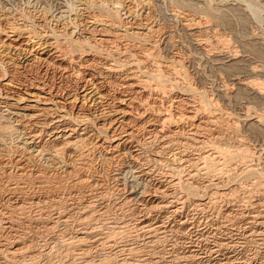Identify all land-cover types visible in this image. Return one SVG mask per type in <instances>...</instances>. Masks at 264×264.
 <instances>
[{
  "label": "rangeland",
  "instance_id": "1",
  "mask_svg": "<svg viewBox=\"0 0 264 264\" xmlns=\"http://www.w3.org/2000/svg\"><path fill=\"white\" fill-rule=\"evenodd\" d=\"M101 1L0 0L23 42L39 24L95 46L70 52L61 36L68 55L18 71L47 85L39 108L52 86L59 105L78 92L76 118L50 99L26 109L25 93L8 109L0 88V264H264V0H151L124 15L142 39L99 25ZM73 131L86 141L68 145Z\"/></svg>",
  "mask_w": 264,
  "mask_h": 264
},
{
  "label": "bare ground",
  "instance_id": "2",
  "mask_svg": "<svg viewBox=\"0 0 264 264\" xmlns=\"http://www.w3.org/2000/svg\"><path fill=\"white\" fill-rule=\"evenodd\" d=\"M100 1V0H99ZM106 1V3L104 4V2ZM129 1V0H128ZM131 1V0H130ZM128 2L129 3V5H131V8L130 7H128V6H126L125 5V1H123V0H103V1H101V6L103 7H101V6H99V7H101V14H100V18L99 19H96L95 21H97L98 22V24L99 25H102V26H105V27H108V28H111V30H112V32H114V33H116V35H118L119 33H117V32H121L122 33V35L124 36V37H133V38H137V39H142V37L144 36H147V35H149V34H145V33H143L144 35L142 36L136 29H138L139 27L138 26H136L135 25V27H132V29H131V27L130 26H127V21H124V18H126V17H128V16H124L125 14H127V11L129 12V14H132V15H135V19H136V17H140L141 16V14L140 13H143V12H140L139 13V10L143 7V6H148V5H150V3H152V2H150L151 0H132L131 2ZM253 4V3H252ZM140 6V7H139ZM255 6V5H254ZM98 7V6H97ZM98 7V8H99ZM127 7V8H126ZM126 8V9H125ZM133 8V9H132ZM143 9V8H142ZM20 10V9H19ZM123 10H124V12H123ZM143 11V10H142ZM24 12V11H23ZM27 12V11H26ZM11 13V12H10ZM148 13V12H147ZM1 14V13H0ZM14 14V13H13ZM27 14V13H26ZM30 14V13H29ZM129 14H127V15H129ZM23 15V14H22ZM143 15V14H142ZM148 15V14H147ZM147 15L144 17V19L145 18H147ZM12 16V15H11ZM27 16V15H26ZM76 16V15H75ZM10 18V17H9ZM13 18V17H12ZM12 18H11V20H12ZM19 18V17H18ZM23 18V17H22ZM33 18V17H32ZM75 18H77V16L76 17H74V19ZM137 18V19H138ZM47 19V18H46ZM34 20V19H33ZM126 20V19H125ZM6 21H8V20H6ZM10 21V20H9ZM26 21V20H25ZM28 21V20H27ZM129 21V20H128ZM147 21V20H146ZM16 22V21H15ZM45 22V21H44ZM137 22V21H136ZM139 22H140V25H141V20H139ZM14 23V22H13ZM47 23V22H46ZM80 23V22H79ZM94 23V22H93ZM132 24L134 23V22H131ZM10 23H8V25H9ZM31 24V23H30ZM33 24V23H32ZM50 24V23H49ZM48 24V25H49ZM129 24V23H128ZM135 24V23H134ZM136 24H138V23H136ZM146 24V23H145ZM10 25H12V23L10 24ZM17 25V24H16ZM22 25V24H21ZM27 25V24H26ZM131 25V24H130ZM144 25V24H143ZM142 25V26H143ZM147 25V24H146ZM145 25V26H146ZM29 26V25H28ZM39 24H37L36 26H33V25H31L30 26V28H31V30H30V28H29V32L32 34V36H36V37H38V39H36L37 40V42L35 43L34 41H32L31 43L29 42H27L26 43V40H29V39H26L25 40V42H23V40H20V38H19V36H15V35H13V34H9V33H13V32H15L16 30H18V29H20V26H15V25H12V26H10V28L13 30V31H4V29L5 28H3V26H2V24L0 25V49H1V52H3V54H2V56L3 57H5V58H1L0 57V88L2 87V89L3 90H6L7 92H10L11 91V95L13 96V98H10L9 97V95H7V93L5 94L4 93V96H3V99H5V100H3V101H5V102H3V103H5V107L6 108H13V107H16L17 106V104L19 103V102H21V100H22V98H24L23 97V94L25 93V95L27 94V95H29V96H31V97H33V102L35 103V104H32V105H27V107H26V105H25V107L24 108H29V110H31V108H34V107H37V108H39L38 106H37V104H38V102L40 101H44V99H43V97H41L40 96V93H44L43 91H46L47 90V88H46V84H43L42 82H26L27 84H24V83H21L22 82V79H23V77L24 78H27V77H25V76H23V77H21L20 79H19V74H18V71H19V69H25V71L27 70L28 72L29 71H31L32 69H34L36 66L38 67L39 65H40V63H42V64H50L51 66H52V64H55V62H56V60L57 59H55L54 60V58L56 57V55H55V53L56 52H63L64 54L66 53L67 54V52H64L63 50H62V47H61V42H59V38L61 37V36H63V38L64 39H66L67 41H66V43H67V45L65 44V46L68 48V50L70 51V52H72V51H74V50H76V51H80V52H83V49L84 48H93L94 49V45L92 44V35H93V32H92V35H90V36H84V35H82V34H78L77 36H73V33H74V30L72 31L71 30V32H61V30L60 31H57L55 28H50V31H45L44 29L42 30L41 29V27L43 28L44 26H41L40 28H39ZM74 26V25H73ZM133 26V25H132ZM6 27V26H5ZM23 27V26H22ZM65 27V26H64ZM90 27V26H89ZM138 27V28H137ZM37 28L39 29V31L37 30ZM98 28V27H97ZM104 28V27H103ZM136 28V29H135ZM141 28V27H140ZM139 28V29H140ZM144 28H147L148 30H150L151 31V29H150V27H143V29ZM136 31H135V30ZM7 30V29H6ZM9 30V29H8ZM70 30V29H69ZM101 30V29H100ZM107 30H110V29H107ZM110 30V31H111ZM153 30V29H152ZM20 31V30H19ZM18 31V32H19ZM66 31V30H65ZM84 31V30H83ZM91 31V30H90ZM94 31V30H93ZM104 31H105V28H104ZM109 31V32H110ZM142 31V30H141ZM17 32V33H18ZM28 32V31H27ZM102 32V31H101ZM154 32V31H153ZM16 33V35H19V34H17ZM20 33V32H19ZM91 33V32H90ZM114 33H111L112 35L114 34ZM147 33V32H146ZM151 33V32H150ZM28 34V33H27ZM30 34V35H31ZM89 34V33H88ZM106 34V33H105ZM100 35V34H99ZM121 35V34H120ZM29 36V35H28ZM32 36H29V37H32ZM102 36H104V35H102ZM106 36V35H105ZM21 37H22V35H21ZM26 37V36H25ZM44 37H48V38H51V39H53L52 40V42H46L47 40H45V39H43L42 40V38H44ZM115 37V36H114ZM143 37V38H144ZM23 38V37H22ZM21 38V39H22ZM130 38V39H131ZM146 38V37H145ZM24 39V38H23ZM33 39V38H32ZM34 39V40H35ZM99 39V38H98ZM104 39V38H103ZM102 39V40H103ZM40 40H42V41H40ZM63 40V39H62ZM101 40V39H100ZM104 40H106V39H104ZM114 40H116V39H114ZM136 40V39H135ZM94 41H95V39L93 40V43H94ZM98 42H99V40H97ZM107 41V40H106ZM113 41V40H112ZM132 41V40H131ZM98 42H96V43H98ZM101 42V41H100ZM100 42H99V44H100ZM139 42V41H138ZM64 43V42H63ZM103 43V42H102ZM35 44H36V47L34 48V46H35ZM64 45V44H63ZM154 45V44H153ZM96 46H97V44H96ZM99 46V45H98ZM25 47H27V48H25ZM48 47H51L50 49H48ZM96 49V48H95ZM51 50H53V52H51ZM65 50V49H64ZM85 50V49H84ZM87 50V49H86ZM89 51V50H88ZM21 52H24L23 54H24V56L23 57H20V55H21ZM110 52V51H109ZM62 53V54H63ZM125 53V52H124ZM63 54V55H64ZM65 54V55H66ZM83 54V53H82ZM84 54H85V52H84ZM26 55V56H25ZM68 55V54H67ZM86 55V54H85ZM112 55V54H111ZM156 55V54H155ZM0 56H1V54H0ZM57 56H59V55H57ZM110 56V55H109ZM25 57V58H24ZM71 58V57H70ZM118 58V57H117ZM61 60V59H60ZM88 60V59H87ZM117 61H118V59H117ZM122 62V61H121ZM167 62V61H166ZM171 62H173L174 63V60L173 61H171ZM177 62V61H176ZM178 63H180V62H178ZM177 63V64H178ZM57 64V63H56ZM169 64V63H168ZM49 65V66H50ZM173 65V64H172ZM171 65V66H172ZM57 66H58V64H57ZM60 66V65H59ZM54 67H56L55 65H54ZM53 67V68H54ZM66 67V66H65ZM167 67V66H166ZM173 67V66H172ZM180 67V66H179ZM41 68V67H40ZM58 69H59V67H58ZM42 70V69H41ZM55 70V69H54ZM65 70V69H64ZM113 70V69H112ZM24 71V72H25ZM181 71V70H180ZM23 72V71H22ZM56 72V71H55ZM178 72V71H177ZM21 73V72H20ZM32 73V72H31ZM34 73H37V72H34ZM39 73V72H38ZM67 73H69V72H67ZM22 74V73H21ZM44 73H42V75H43ZM153 74V73H152ZM29 75H31V74H29ZM38 75V74H37ZM75 75V74H74ZM149 75V74H148ZM185 75V74H184ZM187 75V74H186ZM79 76V75H78ZM42 77V76H41ZM52 77V76H51ZM60 77V76H59ZM155 78L154 80H156L158 83H157V86L159 87H161L162 89H164L165 88V90H167L166 88L167 87H164V85L163 84H161V83H159V81L161 82V78L163 77V74L160 72V70H158L157 68L155 69V71H154V74L152 75V77H151V75H150V78ZM125 78V77H124ZM149 78V77H148ZM173 78V77H172ZM19 79V80H18ZM30 79V78H29ZM90 79V78H89ZM164 79V78H163ZM183 79V78H182ZM50 80V79H49ZM24 81H26V80H24ZM38 81V80H37ZM82 81V80H81ZM169 81V80H168ZM46 82V81H45ZM44 82V83H45ZM85 82H86V80H85ZM90 82H91V80H90ZM189 82V81H188ZM254 82V81H253ZM168 83H170V82H168ZM173 83V82H172ZM179 83V82H178ZM190 83V82H189ZM50 84V83H49ZM94 84V83H93ZM46 85V86H45ZM175 85V84H174ZM188 85V84H187ZM248 85V84H247ZM246 85V86H247ZM57 86V85H56ZM95 86V85H94ZM51 87V86H50ZM85 87V86H84ZM100 87V86H99ZM129 87H130V84H129ZM189 88H190V86H188ZM55 89H56V87H54ZM161 88H160V91H161ZM188 88V89H189ZM192 88V87H191ZM190 88V89H191ZM22 89H23V91H22ZM51 89V88H50ZM52 89H53V86H52ZM51 89V90H52ZM97 89V88H96ZM51 90H48L47 91V95H49V98L48 99H50V101H51V103L48 101V99H46L45 98V100H47L46 101V104L47 103H50L51 105H54V106H59V107H62V108H65V106L66 107H68L66 110L67 111H65L66 112V114H68V116H73L74 115V118H76L75 117V114H77V112H75V110L78 108V110H76V111H79V110H82L83 108V105L81 104V109H79V106L77 105V102L79 103L81 100H80V98H79V96H78V92L77 93H73L72 94V96L71 97H66V98H64L65 100H68V102L67 103H62V101H61V103H62V105L60 104L59 105V103H60V99H59V101L56 99L57 97H59L57 94V97L55 96V97H53V93H52V95H51ZM62 90V89H61ZM76 90V89H75ZM74 90V91H75ZM157 90H159V89H157ZM186 90H187V88H186ZM204 90V89H203ZM202 90V91H203ZM56 91H57V89H56ZM93 91V90H92ZM163 91V90H162ZM185 91V90H184ZM72 92H73V90H72ZM97 92H98V90H97ZM135 92V91H134ZM166 92V91H165ZM165 92H162V93H165ZM57 93H59V92H57ZM71 93V92H70ZM167 93V92H166ZM95 94H96V92H95ZM200 94V93H199ZM211 94V93H210ZM10 95V96H11ZM65 95V94H64ZM79 95H80V93H79ZM83 95V94H82ZM81 95V96H82ZM88 95V94H87ZM87 95H85L84 94V96H87ZM204 95V94H203ZM203 95H202V92H201V98L203 99ZM43 96V95H42ZM63 96V95H62ZM101 95H98L97 97H98V99H99V97H100ZM207 96H209V95H207ZM61 97V96H60ZM90 97V96H89ZM200 97V96H199ZM210 97V96H209ZM101 98V97H100ZM8 99V100H7ZM9 99L10 100H15V101H13L14 103H12V102H10L9 101ZM64 99H62L63 101H65ZM85 98H82V100H84ZM87 99V98H86ZM205 99H207V98H205ZM88 100H90V99H87V101ZM93 100V99H92ZM133 100V99H132ZM210 100V99H209ZM208 99L207 100H204V101H201V103L203 104L202 105V107H205V108H207V109H209L208 107L209 106H207V105H210L211 103H212V101H209ZM122 101L123 100H119V99H117L116 100V103H117V107H118V110H116L117 112L119 111V109L121 108V104H122ZM148 101V100H147ZM82 102V101H81ZM85 102V101H84ZM129 102H131V101H129ZM45 103V102H44ZM43 102H42V104H44ZM115 103V102H114ZM205 103V104H204ZM207 103V104H206ZM46 104H44L43 106H41L40 108H39V111H46L48 108L46 107V106H48V105H46ZM218 104V103H217ZM113 105V104H112ZM125 105V104H124ZM127 105V104H126ZM114 106H115V104H114ZM55 107V108H56ZM59 107H57V108H59ZM120 107V108H119ZM54 108V109H55ZM109 108V107H108ZM115 108V107H114ZM3 109V108H2ZM52 108H50V110H51ZM122 109H124V108H122ZM121 109V110H122ZM214 109V108H213ZM24 110V109H23ZM59 110V109H58ZM60 110H62L63 111V109H60ZM85 110H87V109H85ZM120 110V111H121ZM7 111V110H6ZM42 111V112H43ZM56 111V110H55ZM61 111V112H62ZM83 111V110H82ZM112 111V110H111ZM114 111V110H113ZM119 111V112H120ZM126 111V110H125ZM124 110H122V114L125 112ZM9 112V111H8ZM21 112V111H20ZM64 112V111H63ZM108 112H109V110H108ZM118 112V113H119ZM190 112V111H189ZM209 112V111H208ZM47 113V112H46ZM53 113H55L54 111H53ZM84 113V112H83ZM101 113V112H100ZM115 113V112H114ZM143 113V112H142ZM15 114H17V115H19L20 116V114L19 113H15ZM38 114V113H37ZM45 114V113H44ZM47 114H49V113H47ZM80 114V113H79ZM85 114V113H84ZM92 114V113H91ZM103 114V113H102ZM107 114V113H106ZM172 113H169L168 115H167V118L166 119H168V118H171L172 117V115H171ZM101 115V114H100ZM108 115H109V113H108ZM111 115V114H110ZM109 115V116H110ZM123 115H125V114H123ZM178 115H179V113H178ZM188 115V113L186 112L184 115H182V118H183V116L184 117H188L187 116ZM24 116V115H23ZM42 116V115H41ZM51 116V115H50ZM92 116H96V115H92ZM103 116V115H102ZM106 116V115H105ZM126 116V115H125ZM259 116V115H258ZM26 117V116H25ZM30 117H34V116H30ZM60 117V116H59ZM69 117V118H70ZM83 117H86L87 118V115L85 114ZM190 117V116H189ZM192 117V116H191ZM15 118V117H14ZM68 118V119H69ZM72 118V117H71ZM164 118V119H165ZM8 119V118H7ZM21 119V118H20ZM29 119V118H28ZM67 119V120H68ZM161 119H163V118H161ZM187 119V118H186ZM189 119V118H188ZM260 119H261V117H260ZM33 120V119H32ZM73 120V119H72ZM80 120V119H79ZM97 120V119H96ZM262 120V119H261ZM17 121V120H16ZM57 121V120H56ZM164 121H166V120H164ZM163 121V122H164ZM212 121V120H211ZM85 122V121H84ZM90 122V121H89ZM216 122V121H215ZM22 123V122H21ZM109 123V122H108ZM166 123V122H165ZM216 123H218V122H216ZM58 126V125H57ZM109 126V125H108ZM45 127V126H44ZM111 127V126H110ZM57 128V127H56ZM101 129V128H100ZM113 129V128H112ZM62 130V129H61ZM54 131V130H53ZM52 131V132H53ZM72 131V130H71ZM111 131V130H110ZM155 131V130H154ZM175 131V130H174ZM65 132V131H64ZM106 132V131H105ZM108 132V131H107ZM113 132H115V130L113 131ZM169 132V131H168ZM191 132V131H190ZM53 133H55V132H53ZM59 133H60V131H59ZM132 133V132H131ZM130 132H128L127 133V135L126 136H128V137H130L132 134H131ZM156 133V132H155ZM167 133V132H166ZM85 134V133H84ZM114 134V133H113ZM164 134V133H163ZM56 136V135H55ZM107 136V135H106ZM109 136H111V134L109 135ZM154 136V135H153ZM118 137V136H117ZM116 137V138H117ZM190 137V136H189ZM207 137V136H206ZM110 138V137H109ZM114 138V137H113ZM115 138V139H116ZM127 138V137H126ZM198 138V137H197ZM92 139V138H91ZM108 139V138H107ZM170 139V138H169ZM209 139V138H208ZM88 140V139H87ZM127 140H129V139H127ZM131 140V139H130ZM161 140V139H160ZM65 141H66V143L68 144V145H73V146H78V145H80V144H82L84 141H86L85 139H84V135H83V133H82V135L81 134H74V131H73V133L72 132H69V134L68 135H66V138H65ZM64 141V142H65ZM123 141V140H122ZM125 141V140H124ZM156 141V140H155ZM196 141V140H195ZM207 141V140H206ZM121 142V141H120ZM152 142V141H151ZM204 142V141H203ZM26 143V142H25ZM26 145V144H25ZM27 145H28V143H27ZM66 145V144H65ZM68 145H67V147H68ZM118 145H119V142H117V141H115V140H110V142H109V146L112 148V150L113 149H115V148H119L118 147ZM21 148V147H20ZM69 148V147H68ZM163 148V147H162ZM249 148V147H248ZM117 150V149H116ZM151 150V149H150ZM38 151V150H37ZM42 151V150H41ZM149 151V150H148ZM247 151V150H246ZM40 152V151H39ZM248 153H249V151H248ZM247 153V154H248ZM111 154V153H110ZM246 154V153H245ZM216 155V154H215ZM248 155H250V157L253 155L252 154V152H250V154H248ZM247 155V156H248ZM143 156V155H142ZM234 156V155H233ZM242 156H244V155H241V157ZM216 157V156H215ZM240 157V156H239ZM246 159L248 158V157H246V155L244 156ZM244 157H242L241 159H243ZM115 158V157H114ZM202 158V157H201ZM206 158V157H205ZM203 159V158H202ZM251 159V158H250ZM222 160H223V158H222ZM248 160V159H247ZM138 161V160H137ZM226 161V160H225ZM189 162V161H188ZM222 162V161H221ZM241 162V161H240ZM248 162V161H247ZM252 163V162H251ZM182 164V163H181ZM179 165V164H178ZM194 165V164H193ZM196 165V164H195ZM212 165L213 164H211V167H212ZM225 165V164H224ZM203 166V165H202ZM210 166V165H209ZM209 166H208V168H209ZM244 166H245V164H244ZM247 166V165H246ZM180 167H182V165L180 166ZM217 167V166H216ZM72 168V167H71ZM230 168V167H229ZM1 169V168H0ZM211 169V168H210ZM16 170V169H15ZM197 170H199V169H197ZM210 171V170H209ZM249 171V170H248ZM171 172V171H170ZM250 172V171H249ZM248 172V173H249ZM11 173H12V171H11ZM16 173V172H15ZM3 174V173H2ZM9 174V173H8ZM256 174V173H255ZM260 174V173H259ZM257 175V174H256ZM10 176V175H9ZM191 176V175H190ZM83 181V180H82ZM84 182V181H83ZM98 182V181H97ZM180 182V181H179ZM78 183H79V181H78ZM88 183H89V181H88ZM183 184H184V182H183ZM78 185H80V184H78ZM81 185H82V183H81ZM175 185V184H174ZM196 185V184H195ZM178 186V185H177ZM1 187V186H0ZM97 187V186H96ZM182 187V186H181ZM185 187V186H184ZM10 188H12V187H10ZM94 188V187H93ZM198 188H199V186H198ZM13 189H14V187H13ZM20 189V188H19ZM92 189V188H91ZM194 189H195V187H194ZM6 190V189H5ZM10 190V189H9ZM187 190V189H186ZM3 191V190H2ZM163 191V190H162ZM184 191V190H183ZM217 191V190H216ZM191 192V191H190ZM218 192V191H217ZM161 193V192H160ZM164 193V192H163ZM216 193V192H215ZM219 193V192H218ZM217 194V193H216ZM1 195V194H0ZM165 196V195H164ZM193 196V195H192ZM107 197V196H106ZM95 198V197H94ZM162 198V197H161ZM165 198V197H164ZM9 200V199H8ZM95 200V199H94ZM127 202V201H126ZM10 203V202H9ZM30 203V202H29ZM158 203V202H157ZM159 204V203H158ZM2 205V204H1ZM90 205V204H89ZM18 206V205H17ZM93 206V205H92ZM124 206V205H123ZM154 206V205H153ZM157 206V205H156ZM165 206V205H164ZM109 207V206H108ZM1 208V207H0ZM89 208V207H88ZM152 208V207H151ZM6 209V208H5ZM17 209V208H16ZM4 210V209H3ZM88 210V209H87ZM5 211V210H4ZM13 212V211H12ZM79 212V211H78ZM89 212V211H88ZM4 213V212H3ZM87 213V212H86ZM60 214V213H59ZM95 214V213H94ZM89 215V214H88ZM91 215V214H90ZM8 216V215H7ZM58 216H60V215H58ZM85 216V215H84ZM89 217V216H88ZM12 218V217H11ZM10 219V218H9ZM87 219H89V218H87ZM94 219V218H93ZM84 220V219H83ZM11 221V220H10ZM14 221V220H13ZM93 221V220H92ZM12 222V221H11ZM36 222V221H35ZM89 222H91V221H89ZM81 224V223H80ZM44 225V224H43ZM13 226V225H12ZM262 226V225H261ZM4 227V226H3ZM8 227V226H7ZM11 227V226H10ZM45 227V226H44ZM150 229V228H149ZM153 229V228H152ZM16 237V236H15ZM17 238V237H16ZM11 239V238H10ZM13 239V238H12ZM81 240V239H80ZM102 240V239H101ZM6 241V240H5ZM13 241V240H12ZM10 242V241H9ZM17 242V241H16ZM24 242V241H23ZM11 243V242H10ZM9 244V243H8ZM13 244V243H12ZM24 245V244H23ZM10 246H11V244H10ZM19 248V247H18ZM18 248H16V249H18ZM15 249V250H16ZM24 249V248H23ZM20 250H21V247H20ZM20 250H19V252H20ZM9 252V251H8ZM12 254V253H11ZM243 262V261H242ZM241 262V263H242ZM227 263V262H226ZM225 263V264H226ZM233 263H235V262H233ZM239 263V262H238Z\"/></svg>",
  "mask_w": 264,
  "mask_h": 264
}]
</instances>
